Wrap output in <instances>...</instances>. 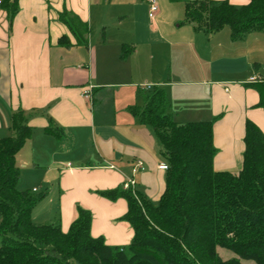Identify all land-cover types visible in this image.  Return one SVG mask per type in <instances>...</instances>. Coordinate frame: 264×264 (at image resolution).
Segmentation results:
<instances>
[{
  "label": "crops",
  "instance_id": "crops-1",
  "mask_svg": "<svg viewBox=\"0 0 264 264\" xmlns=\"http://www.w3.org/2000/svg\"><path fill=\"white\" fill-rule=\"evenodd\" d=\"M155 1L153 19L146 0H17L12 19L0 6V137L10 135L17 109L47 108L62 132L58 138L45 133L46 115L33 114L31 135L16 153L18 187L43 192L31 209L33 222H57L66 232L81 207L91 213L93 237L129 243L132 229L120 220L127 202L100 191L125 188L132 179L151 202L159 199L160 145L152 128L128 111L142 106L153 86L164 89L177 122L219 116L217 171L240 168L246 119L264 135V106H256L258 93L248 82L264 80V32L237 40L225 27L207 34L183 21L189 0ZM64 7L87 23L85 45L58 20ZM63 34L69 47L57 43Z\"/></svg>",
  "mask_w": 264,
  "mask_h": 264
},
{
  "label": "trees",
  "instance_id": "trees-1",
  "mask_svg": "<svg viewBox=\"0 0 264 264\" xmlns=\"http://www.w3.org/2000/svg\"><path fill=\"white\" fill-rule=\"evenodd\" d=\"M12 19L17 0H3ZM58 20L76 44L87 43L88 25L65 7ZM183 21L207 34L227 26L232 40L264 32V0L233 5L227 0L184 2ZM60 46L71 45L67 35ZM258 93L257 107L264 106V80L252 82ZM162 87L153 86L142 106L128 111L136 122L152 128L166 164L164 188L156 203L135 187L100 191L104 197L123 198L127 210L120 217L132 229L129 243L106 244L90 233L89 210L77 207L76 217L63 232L59 223H35L32 207L43 192L18 187L16 153L30 137L28 119L45 114L44 132L58 138L60 128L47 108L10 116V135L0 137V264H264V135L250 120L244 123L243 152L236 172L213 167L216 148L209 120L177 122L168 108ZM235 254L223 259L218 249Z\"/></svg>",
  "mask_w": 264,
  "mask_h": 264
},
{
  "label": "built area",
  "instance_id": "built-area-1",
  "mask_svg": "<svg viewBox=\"0 0 264 264\" xmlns=\"http://www.w3.org/2000/svg\"><path fill=\"white\" fill-rule=\"evenodd\" d=\"M3 0H0V5L2 3ZM148 5H149V9H148V16L150 19H153L154 18V15L157 11V3L155 0H146ZM258 81V78H256V76H251L248 78V82H256ZM89 91H90V88H86L83 92V96L84 97H89ZM140 163L138 162L137 165H139ZM159 167L163 170L166 169V164L164 162H161L159 164ZM135 170V169H133ZM124 187L125 188H133L134 187V181L132 179H129L125 184H124Z\"/></svg>",
  "mask_w": 264,
  "mask_h": 264
},
{
  "label": "rangeland",
  "instance_id": "rangeland-1",
  "mask_svg": "<svg viewBox=\"0 0 264 264\" xmlns=\"http://www.w3.org/2000/svg\"><path fill=\"white\" fill-rule=\"evenodd\" d=\"M225 28H228L227 26H225ZM1 244V242H0ZM218 253L219 255L223 258V259H227V258H230V257H234L235 254L232 253L231 251H228L226 249H223V248H219L218 249ZM242 262L244 264H254L252 261H246V260H242Z\"/></svg>",
  "mask_w": 264,
  "mask_h": 264
}]
</instances>
